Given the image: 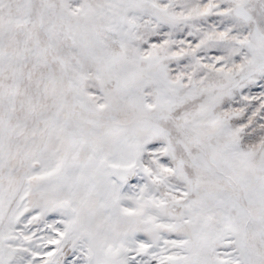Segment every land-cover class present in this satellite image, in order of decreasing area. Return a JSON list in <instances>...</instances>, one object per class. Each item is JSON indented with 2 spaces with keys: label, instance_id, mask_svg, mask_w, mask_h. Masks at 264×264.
<instances>
[{
  "label": "snow or ice",
  "instance_id": "obj_1",
  "mask_svg": "<svg viewBox=\"0 0 264 264\" xmlns=\"http://www.w3.org/2000/svg\"><path fill=\"white\" fill-rule=\"evenodd\" d=\"M0 264H264V0H0Z\"/></svg>",
  "mask_w": 264,
  "mask_h": 264
}]
</instances>
